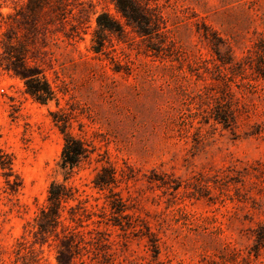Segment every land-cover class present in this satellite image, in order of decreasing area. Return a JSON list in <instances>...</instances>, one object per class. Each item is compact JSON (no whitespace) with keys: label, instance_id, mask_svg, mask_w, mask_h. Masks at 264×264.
<instances>
[{"label":"rangeland","instance_id":"374dc122","mask_svg":"<svg viewBox=\"0 0 264 264\" xmlns=\"http://www.w3.org/2000/svg\"><path fill=\"white\" fill-rule=\"evenodd\" d=\"M81 1L64 19L45 15L35 30L8 33L27 51L28 66L55 91L58 105L36 102L24 82L0 66V150L12 158L22 182L11 192L0 170V264H12L15 244L51 181L85 191L92 205L103 207L109 195L91 188L94 160L64 180L57 166L63 139L50 115L62 109L71 133L93 140L116 168L125 162L133 169L134 177L115 191L125 201L124 214L149 227L159 245L155 254L147 237L113 225L107 210L111 220L86 228L99 231L103 245L83 250L74 264H264V243L254 252L255 237L264 231V81H250L254 94L238 88V78L232 84L242 106L233 129L191 116L188 109L195 112L197 104L188 106L185 96L222 87L210 75L188 70L198 54L214 58L201 34L204 26L226 40L234 60L256 59L255 46L264 39V0H157L165 6L179 61L173 53L157 55L149 48L155 41L132 32L110 2ZM12 5L7 1L1 12ZM101 12L124 33L104 32L103 51L95 53L91 38ZM5 30L2 24L3 64ZM244 75L254 77L249 68ZM256 127L261 131L252 135ZM40 256L38 264H56L53 246H44Z\"/></svg>","mask_w":264,"mask_h":264},{"label":"trees","instance_id":"16d2710c","mask_svg":"<svg viewBox=\"0 0 264 264\" xmlns=\"http://www.w3.org/2000/svg\"><path fill=\"white\" fill-rule=\"evenodd\" d=\"M7 1L13 3L9 6L11 11L2 13L1 9ZM78 1L81 0H0V26L4 24L6 30L3 34L7 35V41L2 45L5 64L0 63V66L22 80L25 93L41 104L55 100L58 105L55 91L41 72L28 66L27 51L23 45L15 44L8 33L14 28L24 29V31L35 30L39 27V19L45 15L64 19L68 13L73 11V2L78 3ZM106 2L114 6L132 32L155 41L154 44L150 43L149 48L157 55L176 54L177 51L173 48L174 42L170 36L172 30L168 28L169 18L164 12V5L157 3V0H106ZM95 22L97 29L91 38L92 50L100 53L105 45V33L123 34L124 27L105 12L97 14ZM172 23L176 25V22ZM201 34L214 58L207 60L198 54L194 64L195 68L190 66L188 70L192 72L194 69L197 77L201 78L204 77L203 75H210L211 79L220 82L222 87L215 92L205 87L185 93L188 106H193L195 102L197 104L195 112L191 113L192 109H188L189 114L191 116L200 115L203 123L213 121L223 126L224 129H233L236 127V119L241 113L242 106L241 100L232 93V84H236L235 80L238 78L239 85L236 86L238 88L247 87L249 93L254 94L256 86L250 81H264V39L255 46L256 59L247 57L243 61H236L230 53L231 49L226 44V40L218 33L204 26ZM175 60L179 61L177 54ZM247 68L254 75L251 80L244 75ZM173 109L179 112L178 109ZM50 115L63 139L57 166L61 169L64 180H68L70 176L78 172L84 162L89 163L94 160L98 166L94 169L91 188L101 192L107 191L109 195L106 196L103 207L98 204L92 205L85 191L80 192L74 185L67 186L65 183L51 181L43 204L37 207L34 215L24 225L23 235L15 244L14 260L11 263L38 264L43 247L52 248L53 246L56 264H74L76 256L83 250H98L99 246L103 245L104 238L99 236V231L86 230L89 223L101 224L111 219H114L113 225L119 226L122 230L138 231L142 236L147 237L152 251L158 254L159 245L156 236L149 227L142 224L143 229L142 225L138 224L141 223L138 219L124 214L127 208L125 201L119 192L115 191L119 183L134 177L133 169L125 162L124 168H116L108 160H104L106 157L98 153L93 140L71 133L68 130L69 115L64 109L51 112ZM257 129L256 127L252 135L260 133L261 130ZM0 170L9 190L17 192L22 182L13 170L12 158L2 150H0ZM245 171L248 174L247 169ZM235 172L240 174V171ZM161 181L164 183L163 179ZM173 188L177 189L174 186ZM107 210L111 219L107 215ZM142 223L145 222L142 221ZM259 228L264 230V226ZM255 241L256 255L259 247L264 243V231L256 235Z\"/></svg>","mask_w":264,"mask_h":264}]
</instances>
